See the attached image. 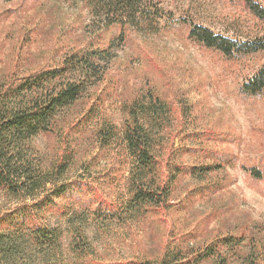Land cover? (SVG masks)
<instances>
[{"label": "rangeland", "instance_id": "obj_1", "mask_svg": "<svg viewBox=\"0 0 264 264\" xmlns=\"http://www.w3.org/2000/svg\"><path fill=\"white\" fill-rule=\"evenodd\" d=\"M157 1V31L126 30L102 79L31 140L45 167L65 166L58 184L68 190L35 209L36 219L17 217L26 229L58 230L56 245L24 241L11 264H136L165 252L193 259L209 245L216 253L200 264H264V90L240 89L264 51L226 56L189 36L200 25L255 42L264 40V22L238 0ZM91 18L80 0H0V85L89 45L105 48L118 28L97 30ZM150 98L163 103L145 117L159 180L173 181L165 203L135 213L120 133L127 106ZM110 126L117 136L103 145ZM30 204L0 187V220Z\"/></svg>", "mask_w": 264, "mask_h": 264}, {"label": "trees", "instance_id": "obj_2", "mask_svg": "<svg viewBox=\"0 0 264 264\" xmlns=\"http://www.w3.org/2000/svg\"><path fill=\"white\" fill-rule=\"evenodd\" d=\"M80 1L88 9L91 23L97 30L118 28L107 46L99 48L89 45L72 51L63 57L59 65L0 85V187L17 199L31 201L27 208H15L0 220V226L5 221L9 225L0 229V264H11L21 253L24 241L50 249L60 236L58 230L43 224L30 222L26 229L23 226L24 218H17L25 216L36 219L35 209L52 203L55 197L68 190L64 184H58L65 166L60 164L55 169L45 167L34 152L31 140L48 132L60 114L102 79L116 57V51L125 42L126 30L153 33L159 27L161 8L157 0ZM238 1L264 22L262 6L254 0ZM189 36L226 56L264 51L263 39L236 42L200 25L190 26ZM240 89L250 96L264 90V63ZM159 104L163 103L157 98L133 100L127 106L129 120L120 133L126 154L132 159L129 178L131 197L127 201V208L135 213L165 203L173 181L159 180L154 153L156 139L145 120L147 114L152 116L154 106ZM116 136L114 127L101 130L103 145H109ZM215 253L216 249L209 245L203 251L194 253L193 259L185 258L179 252H165L157 261L144 260L136 264H200Z\"/></svg>", "mask_w": 264, "mask_h": 264}]
</instances>
